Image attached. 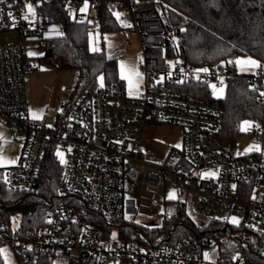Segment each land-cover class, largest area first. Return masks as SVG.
Segmentation results:
<instances>
[{"label":"built area","instance_id":"2783aa9c","mask_svg":"<svg viewBox=\"0 0 264 264\" xmlns=\"http://www.w3.org/2000/svg\"><path fill=\"white\" fill-rule=\"evenodd\" d=\"M52 1H60L73 18L88 21L90 29L100 26L103 0L0 1V31L15 28L21 35L19 43L0 46V124L21 144L17 160L0 167L10 189H36L46 148L55 137L58 149L66 153L58 193L81 200L113 227L106 236L98 223H82L74 204H63L47 211L45 223L29 237L23 235L18 217L12 222L0 217L1 247L9 246L15 259L46 257L50 264H250L243 245L225 257L218 240L200 230L216 219L251 226L249 239L255 251L264 254V117L251 119L257 141L251 152L236 155L225 147H210V134L223 124L221 100L197 98L175 85L227 81L239 72V54L199 63L179 55L172 70L153 67L146 58L140 95L130 96L122 83H103L81 93L60 122L47 114L36 118L28 108L25 74L33 62L26 44L36 40L43 47L64 33L59 20L39 11ZM155 3L112 0L114 11L129 10L144 50L166 42ZM248 83L264 103V62L250 73ZM157 121L182 128L181 144L170 147L159 163L147 160L142 148L147 124ZM140 180L156 191L164 180L170 181L179 188L187 214L192 207L208 217L203 225L194 221L197 239L156 246L120 236L117 225L126 219L125 183L134 187Z\"/></svg>","mask_w":264,"mask_h":264},{"label":"trees","instance_id":"16d2710c","mask_svg":"<svg viewBox=\"0 0 264 264\" xmlns=\"http://www.w3.org/2000/svg\"><path fill=\"white\" fill-rule=\"evenodd\" d=\"M41 14L59 20L64 33L49 38L43 45L42 59L61 68H72L79 72L75 95L64 102L58 114L60 122L68 114L77 97L94 90L101 84L121 83L118 75V60L121 50L109 53L105 48L92 50L89 44V24L71 16L60 1L44 3L39 7ZM112 0H103L100 10V30L113 31L121 28L117 20ZM155 12L161 20L166 34L165 45L168 55H184L189 61L199 63L204 60L220 61L230 53L251 54L264 62V0H156ZM148 59V58H147ZM158 56L150 65L157 66ZM250 73L233 75L227 80L226 93L219 98L223 105L221 129L210 134V147H232L241 132V122L245 119L264 117V103L248 83ZM177 89L197 98H214L210 82L186 81ZM156 123H159L157 121ZM58 141L52 137L46 148L39 172L36 189H10L4 178V168L0 167V217L12 222L20 220L25 237L45 223V214L63 204H74L82 217V223H98L108 236L112 225L81 200L58 193L61 183L63 163L58 154ZM171 212L159 225H146L124 219L117 225L124 239L136 238L156 246L175 243L180 239H197L198 229L192 218L185 212L181 201L168 203ZM206 235L214 236L225 257L243 245L245 256L250 264H264V254L255 251L249 236L251 226L244 221L210 220L200 229ZM46 257L25 260L16 256L14 262H6L0 245V264H50Z\"/></svg>","mask_w":264,"mask_h":264},{"label":"rangeland","instance_id":"374dc122","mask_svg":"<svg viewBox=\"0 0 264 264\" xmlns=\"http://www.w3.org/2000/svg\"><path fill=\"white\" fill-rule=\"evenodd\" d=\"M86 6L84 5L83 8ZM87 8V7H86ZM30 9H33L30 7ZM115 16L121 28L113 31L102 32L100 27L90 29L89 44L92 50L106 49L109 53L121 50L118 60V75L121 83L125 85L130 96H138L145 90V74L141 64L148 58L149 62L154 56H158L157 66L172 70L179 56L168 55L163 47L147 46L144 50L140 39L132 28L129 10L116 9ZM7 38V40H6ZM21 35L18 29H4L0 31V46L8 42L19 43ZM32 58L33 68L25 74V85L28 98V108L36 118L47 114L55 119L58 117L64 102H68L75 95L76 83L79 72L72 68H61L50 61L42 59L44 49L36 40H29L26 44ZM255 60L260 65L261 61L251 54H239L237 67L240 73H254L257 67L241 63L246 60ZM103 84V77L100 78ZM227 81L222 78L210 81L212 95L215 98H223L226 93ZM241 134L235 144L228 147L234 150V154L240 155L251 152L257 143L253 132V120L245 119L241 122ZM204 134H208L204 130ZM182 128L179 125L167 122H150L147 124L142 139V148L145 158L153 162H161L166 152L173 145H180ZM60 161L65 160V150L57 149ZM2 165V164H1ZM179 188L168 180H164L159 190H153L149 186H142L141 180L132 186L125 183L124 207L125 217L146 225H159L164 217L170 214L168 203L181 201ZM184 208V207H183ZM188 215L197 224L203 225L208 217L197 214L192 207L188 209ZM235 222V221H233ZM116 233H113L115 236ZM6 262H14L15 255L9 246L2 248Z\"/></svg>","mask_w":264,"mask_h":264},{"label":"crops","instance_id":"0c3cea01","mask_svg":"<svg viewBox=\"0 0 264 264\" xmlns=\"http://www.w3.org/2000/svg\"><path fill=\"white\" fill-rule=\"evenodd\" d=\"M20 150L21 144L14 140L12 132L0 124V166L13 164L18 158Z\"/></svg>","mask_w":264,"mask_h":264},{"label":"snow or ice","instance_id":"6c2138e0","mask_svg":"<svg viewBox=\"0 0 264 264\" xmlns=\"http://www.w3.org/2000/svg\"><path fill=\"white\" fill-rule=\"evenodd\" d=\"M241 63L247 64V65H251L253 67H259L260 66L257 61L251 60V59L246 60V61H242Z\"/></svg>","mask_w":264,"mask_h":264}]
</instances>
